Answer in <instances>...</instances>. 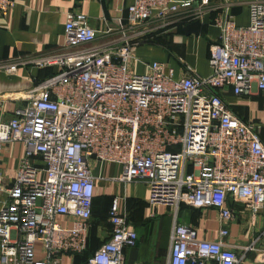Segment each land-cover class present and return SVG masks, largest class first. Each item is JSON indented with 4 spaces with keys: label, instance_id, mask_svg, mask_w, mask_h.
I'll use <instances>...</instances> for the list:
<instances>
[{
    "label": "built area",
    "instance_id": "1",
    "mask_svg": "<svg viewBox=\"0 0 264 264\" xmlns=\"http://www.w3.org/2000/svg\"><path fill=\"white\" fill-rule=\"evenodd\" d=\"M192 2L132 0L119 18L116 44L104 48L92 45L97 31L86 15L66 14L64 50L34 60L58 70L0 119V264H62L64 256L82 253L95 182L104 179L92 165L104 163L120 166L110 180L143 181L148 204L170 211L165 264H264V227L245 244L223 240L236 220L228 197L249 210L250 227L264 208V142L222 97L226 88L234 96L264 91V0L249 3L247 25H237L228 10L212 19L219 33L209 45L206 76L175 77L173 67L157 60L136 58L142 72L130 65L144 35L135 29L166 25ZM14 5L0 0V18ZM15 69L12 63L6 71ZM10 142L23 152L9 179L3 155ZM181 204L214 209L219 237L199 238L195 227L177 222ZM108 220L109 237L86 264H124V249L136 244L117 195Z\"/></svg>",
    "mask_w": 264,
    "mask_h": 264
},
{
    "label": "crops",
    "instance_id": "2",
    "mask_svg": "<svg viewBox=\"0 0 264 264\" xmlns=\"http://www.w3.org/2000/svg\"><path fill=\"white\" fill-rule=\"evenodd\" d=\"M192 1L191 6L179 9L166 25H146L151 28L148 35L151 41L140 42L135 47L134 56L142 61L143 57L148 56L149 61H144L146 63L153 60L167 63L173 67L175 77L184 76L191 71L206 76L210 71L209 45L216 41L219 33L218 28L212 24V19L223 10H228L237 25H247L249 3L254 0ZM131 2L132 0H15V5L9 13L0 18V119H9L15 108L27 103V94L40 81L58 70L57 66L39 67L35 65L34 60L64 50L63 26L69 11H77L87 16L89 24L97 31L92 45L111 47L116 44L121 32L119 18L125 16L126 7ZM195 19H199L201 23L199 33L186 34L183 27ZM135 31L144 34L145 29L137 27ZM12 63H16V69L6 71ZM130 65L137 72L145 70L143 64L138 66L131 61ZM222 97L236 116L257 126V132L264 142V91L254 87L250 94L234 96L231 90L226 88ZM22 152L21 145L20 155L11 170L9 169L12 173L9 175L5 166L8 156L4 153L3 172L7 178L14 176ZM92 171L94 175H102L104 179L99 178L95 182L87 245L82 254L64 256L62 264H81L83 255H91L109 237L110 223L107 211L114 195L119 197L120 212L126 214L130 227L137 234L138 243L124 249V264H165L172 216L165 224L164 235H157V211L163 207L148 204V190L143 181L122 184L110 180L120 172V166L113 163H104L101 166L93 164ZM226 205L234 211L236 217L243 215L241 208L244 205L241 202H233L228 197ZM202 211L183 205L176 220L195 227L199 238L217 239L220 226L216 225L218 220L214 209L208 211L214 215V224L202 217ZM58 219L62 224L71 223L69 218L63 216ZM234 224L233 222L227 225L229 233ZM263 227L264 219L259 226L256 216L255 227L249 226V232L243 239H239L238 235L237 238L228 235L223 240L245 244L251 234Z\"/></svg>",
    "mask_w": 264,
    "mask_h": 264
},
{
    "label": "rangeland",
    "instance_id": "3",
    "mask_svg": "<svg viewBox=\"0 0 264 264\" xmlns=\"http://www.w3.org/2000/svg\"><path fill=\"white\" fill-rule=\"evenodd\" d=\"M143 28L145 29L144 35L142 37L143 41H148V40L151 41L150 40L151 38L148 37V35L150 33V30H149L150 28H148L146 25L143 26ZM134 58L135 59H133V61L136 63V65L141 66L140 65L141 63H139L138 59H136L137 57H134ZM143 60L149 61V57L148 56L143 57ZM20 152H21V145L18 144V142H10V143L6 144L5 154L7 153L8 160H7V162L5 161V166H6V169L8 171V175L12 174L10 172V170H11L10 168L14 164V162L18 159ZM139 182H141V181L140 180H133V181H130L128 183L132 184V183H139ZM201 210H203L201 213L202 217L207 219L210 224H214V220H213L214 215L212 213L208 212L209 209H201ZM167 211L168 210L166 207H163L162 210L157 211V217L156 218H158L157 220L159 221L158 222V229L156 226L157 222H155V232H157V235L160 234V236L161 235L163 236L164 232H166L165 231V224L169 220H171V216H172L171 214H169L170 212H167ZM241 211H242L243 215H241V217H236V221H233L235 223L234 228L230 229V233H229V235H231V237L233 236L235 238H237V235H238L239 239H243L245 237V235H247L249 232V222H248L247 218L249 217L250 212L247 208H244V207L241 208ZM258 212L259 213L257 214V219L259 221V226H260L262 224L263 219H264V209H260ZM218 224H219V222L217 221L216 225L218 226ZM164 256H166V255H164ZM87 257H88V255L82 256L81 264L85 263L84 261L86 260ZM164 259L165 258L163 257V261H164Z\"/></svg>",
    "mask_w": 264,
    "mask_h": 264
},
{
    "label": "water",
    "instance_id": "4",
    "mask_svg": "<svg viewBox=\"0 0 264 264\" xmlns=\"http://www.w3.org/2000/svg\"><path fill=\"white\" fill-rule=\"evenodd\" d=\"M201 23L199 19H195L192 22L186 24L183 29L186 34L194 33L198 34L200 31ZM138 241H136V244Z\"/></svg>",
    "mask_w": 264,
    "mask_h": 264
},
{
    "label": "trees",
    "instance_id": "5",
    "mask_svg": "<svg viewBox=\"0 0 264 264\" xmlns=\"http://www.w3.org/2000/svg\"><path fill=\"white\" fill-rule=\"evenodd\" d=\"M94 199V198H93ZM111 200H112V198L110 199V203H109V207H108V210H109V208H110V204H111ZM92 204H93V201H92ZM183 205H185V204H181V206H183ZM180 206V207H181ZM185 206H187V205H185ZM188 207H190V206H188ZM192 208V207H191ZM180 209V208H179ZM107 216H108V211H107ZM89 235V234H88ZM93 253V252H92ZM90 256V255H89ZM89 256L86 258V260L84 261V262H87V259L89 258Z\"/></svg>",
    "mask_w": 264,
    "mask_h": 264
}]
</instances>
